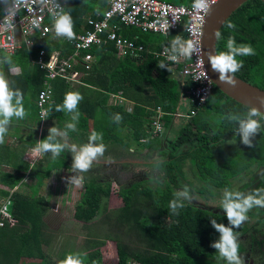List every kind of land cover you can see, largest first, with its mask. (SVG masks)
<instances>
[{
  "label": "trees",
  "instance_id": "16d2710c",
  "mask_svg": "<svg viewBox=\"0 0 264 264\" xmlns=\"http://www.w3.org/2000/svg\"><path fill=\"white\" fill-rule=\"evenodd\" d=\"M7 1L0 0V10ZM165 1L175 4L186 2ZM94 7L101 12L106 7V0H68L64 13L70 14L73 31L91 29L82 19L86 14L93 18ZM111 24L116 26L117 34L135 45L141 43L146 46L153 41L157 46L170 45L167 39L176 36L173 33L164 37L158 33L142 32L118 22L117 18H113ZM229 24L235 27L229 28ZM218 32L216 53L227 51L229 37H234L237 45L252 46L254 55L236 57L243 61V67L234 75L264 90V2L244 1L228 15ZM42 41L46 54L55 48L65 56L69 49L66 42ZM114 49L111 41H106L89 50L95 62L81 84H71L60 78L51 81L52 96L44 119L58 131L67 132V138L74 143L85 145L91 133L96 131L103 137L96 143L127 148L134 145L135 149L154 152V159L147 166L155 170L156 178L147 176L120 187L116 194L121 206L115 209L106 206L110 180L89 178L84 181L80 195L73 203L72 214L76 221L86 223L79 226L85 231L84 242L74 247L68 241L65 245L67 255L79 253L84 264H109L103 263L99 247L106 239H111L115 244V264H128L129 261L137 264H227L212 246L220 239L212 220L227 225V218L214 204L205 209L197 203L203 201L205 204L206 199L214 196L213 191L219 189L245 195L264 189V115L255 117L261 128L254 137H250L253 147L244 144L227 152L224 147L227 140L233 138L242 142L236 131L238 123L229 117H245L251 108L235 102L213 86L204 104L193 115L186 116L188 109L180 113V99L183 92L186 95L188 82L179 75V78L170 76L171 68L170 72L167 68H159L157 64L161 61L169 66L164 58L137 51L135 58L127 55L120 59ZM35 52V49L31 50L30 56ZM28 56L27 51H21L18 73L5 71L10 89L22 93L26 112L23 119L13 116L10 123H18L19 119L31 125L39 123L36 94L41 87L43 71L31 65ZM0 57H3L1 53ZM5 68L6 63H0V70ZM68 92H78L83 97L77 105L79 115L75 121L72 116L76 112L56 111L58 105L63 106ZM110 94L115 95L113 103L106 101ZM121 101L130 102V109L126 110ZM188 105L192 107L191 102ZM156 108L161 112L158 118L161 130L170 127L173 115L180 113L178 134L173 140L162 137L161 130L153 132L151 123L155 120ZM117 114L122 117L119 122L115 120ZM68 124H75L76 130L68 129ZM28 131L26 144L30 147H37L48 136L42 133L36 137L32 127H28ZM200 138H204V142H199ZM56 140L65 144L58 136ZM21 151L7 143L0 144V166L7 165V171H0V184L13 188L26 170L28 176L35 180L25 195L16 190H0V195H8L5 210L15 219L11 226L7 223L0 226V264H51L42 250L47 237L41 218L48 207L36 192L42 178L51 171L72 170V158L66 146L56 158L51 152L42 153L30 166L27 162L16 161L21 158ZM185 168L191 171L190 177L184 172ZM245 174H249L247 179L234 185L233 181L239 182ZM150 179L155 180L153 186L143 182ZM185 186L187 194H191V201L180 196ZM223 195L215 196L216 204L220 203ZM173 200L183 204L176 213L170 208ZM247 217L233 231L237 237H244L250 244L255 243L257 253L264 259V248H261L264 243V207L253 206ZM237 243L240 252L244 248L241 242Z\"/></svg>",
  "mask_w": 264,
  "mask_h": 264
},
{
  "label": "built area",
  "instance_id": "2783aa9c",
  "mask_svg": "<svg viewBox=\"0 0 264 264\" xmlns=\"http://www.w3.org/2000/svg\"><path fill=\"white\" fill-rule=\"evenodd\" d=\"M106 1L107 6L101 12L95 13L93 18L89 15L83 17L84 22L91 26V29L82 32L73 31L75 34L73 39L57 36L54 30V21L59 14L64 13L68 0H24L22 4H17V0H8L0 10V53L3 56L0 57V63H6V68L0 70V73L5 75V71L9 74L19 72L22 50L27 51L29 63L43 71L41 87L36 94L38 124L45 120L46 106L51 101V81L60 78L71 84H81L82 78L88 74L94 62L89 52L93 46L111 41L116 55L121 58L127 55L135 58L137 51L141 52V46L116 33V26L111 24L113 18L142 32L158 33L163 36L173 33L176 35L175 38L179 36L185 41H193L196 51L191 58L179 56L175 62L167 59L165 49L170 45L160 44L147 51L148 54L164 58L172 71L188 82L185 91L188 113L185 115H193L204 104L213 87L208 75L206 79L197 80L205 73L201 60L200 39L206 12L194 10L193 0L186 4H175L165 0ZM216 1L208 0L210 6ZM5 17L12 19L14 24L12 29L4 26ZM173 18H175L174 23ZM163 20L169 22L170 27L167 30L162 26ZM42 39L47 40V43L66 42L69 49L65 56L60 55L59 50L55 48L46 54ZM33 49L36 52L30 56L29 52ZM7 57L11 58V64ZM177 65L180 67L177 68ZM188 102L192 103V107H189ZM160 114L161 112L156 108V117L151 123L154 133L161 130V123L158 121ZM176 114L180 115L177 112ZM6 203L2 202L0 205L1 218L8 216L5 210ZM9 221L11 222L10 219Z\"/></svg>",
  "mask_w": 264,
  "mask_h": 264
},
{
  "label": "clouds",
  "instance_id": "9594fccd",
  "mask_svg": "<svg viewBox=\"0 0 264 264\" xmlns=\"http://www.w3.org/2000/svg\"><path fill=\"white\" fill-rule=\"evenodd\" d=\"M22 3H24V0H17V4ZM192 8L196 11L207 12L210 11V4L208 0H193ZM172 22H175V18H173ZM3 24L8 29L14 27L13 21L9 17H5ZM162 26L165 27V30L170 27L167 20H163ZM228 27L234 28L235 25L229 24ZM54 30L57 36H65L68 39L74 38L75 34L73 32L72 19L69 13H62L57 16L54 21ZM215 35L218 38L220 34L219 32H216ZM165 51L167 53V59L175 62L179 56L191 58L196 51V48L193 41H185L177 36L170 42V47L166 48ZM250 55H254V49L251 45H237L235 38L229 37L227 41V51L214 54L210 53L208 55V60L211 69L218 73L219 81L231 87H235L237 81L234 74L243 67V61H238L236 57ZM6 59L10 64L12 63L10 57H7ZM157 66L161 69L167 68L169 72L171 71L170 67L163 61L159 62ZM206 78L207 72L203 74L202 78L198 77L197 80ZM81 99H83V97L78 92H68L65 96L63 106L58 105L56 111L67 110L68 112H76L77 105ZM13 101L15 102L13 103ZM260 104L264 105V98L260 99ZM25 115L26 112L23 107L22 93L19 90H11L5 76L3 73H0V144L4 143L7 126L9 125L11 118L15 116L23 119ZM78 115L79 113L76 112V114L72 116V119L74 121L77 120ZM259 116H261L260 110L257 107H251L245 117H238L235 115L229 117L238 123L239 127L236 131L239 134L242 143L249 147H253L250 137H254L261 128L259 120L255 119V117ZM121 119L122 117L119 114L115 116L117 122ZM67 127L72 131L76 130L75 124H68ZM57 136L66 137L67 132H60L55 127L50 128L48 136L38 143L35 151L38 154L51 152L53 158L59 156L67 145L59 143L56 140ZM102 139L103 137L101 134L93 131L87 144L79 148L74 145L71 146L70 151L74 153L71 164L73 172H87L91 168L93 161L104 155L105 145L102 142L96 143L97 141H102ZM68 179L69 183H75L77 185L82 182V177L71 176ZM186 190L187 186H185L184 198L191 199V197L187 195ZM213 203L215 204V202ZM215 206L223 210L228 224H221L217 223L214 219L212 220L213 227H215L220 233V239L214 242L212 246L219 252V255L227 261V264H244V261L239 255L237 236L233 229L239 228L240 225L248 219L247 212L253 208V206L264 207V189H256L254 194L249 193L247 195L238 191L232 192L226 189L223 199L220 200L219 204H215ZM181 207H183V204L178 202V200L170 202V208L174 213H176L177 209ZM6 213L8 216L3 218L0 217V226L4 223L11 226L15 222V219L12 218L7 211ZM61 264H84V261L79 253H70L65 257Z\"/></svg>",
  "mask_w": 264,
  "mask_h": 264
},
{
  "label": "rangeland",
  "instance_id": "374dc122",
  "mask_svg": "<svg viewBox=\"0 0 264 264\" xmlns=\"http://www.w3.org/2000/svg\"><path fill=\"white\" fill-rule=\"evenodd\" d=\"M170 76H174L179 78L177 73L172 72ZM183 92V89H182ZM186 95L184 92L181 95L182 102L180 103L182 106L180 113H183L184 110L187 108L185 105L184 99ZM114 96L108 95L107 102L113 103L114 102ZM122 105L126 110L130 109L131 103L126 101H121ZM179 115L174 114L173 115V123H171L170 127L168 128H162L161 135L162 137H165L166 139L173 140L178 132L176 130L179 128L178 119ZM15 123V121H13ZM18 125H22L20 127V132H17V134H28V130L25 127H32L36 131V137L39 136V134L48 135L49 129L52 128L51 122H47L44 120L40 124H29L26 122H23L22 120H17ZM10 132H13L9 126H7V132L4 137V143H7L10 146H13L11 144L14 142L15 138L9 134ZM12 137V138H11ZM59 140H62L65 142V144L68 147L69 151V157L72 158L74 153L70 151L71 146H76L77 148L83 146V144L80 143H74L73 141L69 140L66 137L58 136ZM10 142V143H9ZM89 142L87 140L86 144ZM199 142H204V138H200ZM15 143V142H14ZM244 144L236 139H229L224 144L225 149L227 152H230L232 149L242 147ZM134 146V145H133ZM131 145L130 148H127L125 146H119V145H105V152L102 157H99L97 160H94L92 163L91 168L87 172H73L72 170L67 171L66 169H60L56 171V174H51L50 177H43L41 181V185H38L36 194L38 196H41L43 198V202L47 205V210L45 214L42 216V229L44 230L45 237H47V242L42 244V250L45 253V259L51 264H61V262L64 260V257L67 255V248L64 245V243H67L68 241H71L74 243L73 238L76 240L75 245L83 244L84 239L82 238L85 231L82 230L79 226L85 225L86 223L76 221L73 219V203L80 195L79 192L82 189V184L84 181L88 180L89 178H94L96 180H110L109 184V195L107 198L106 206L110 209H115L119 206H121V201L118 195L116 194V191L120 187L127 186L129 183L136 181V180H142L145 179L147 176H152L153 178H156V175L154 174L155 170L153 168H150V166H147L149 162H152L154 159L155 153L153 152L148 153L145 149L139 148L135 149ZM35 149L30 150L29 153L31 155L25 156L24 158L28 160L29 162H34V160L41 156V154H38ZM32 158V160L30 158ZM7 165H1L0 171H7ZM184 172L188 174L189 176V168H185ZM249 174L243 175L242 180L233 181L234 185L237 186V184H242L248 177ZM71 176H77L82 177L81 184L77 185L75 183H69V177ZM33 179L29 177L28 175H23L22 178H20L19 182L13 187L8 189V187L0 184V190H8V192H12L13 190H16L19 192V194H27L29 190V186L31 184H34ZM146 185L153 186L155 184L154 179L143 181ZM213 190V188H212ZM181 192V191H180ZM225 192L224 189H219V191H213L212 197L209 199H206V203L203 204L202 202H198L197 205H200V208L207 209L211 205H213V202H217L215 196H219ZM185 191L182 190L180 193L181 198H184ZM189 197L191 194H187ZM188 201H191V199H186ZM1 202H7L8 203V195L2 196L0 195V203ZM215 202V204H216ZM214 204V205H215ZM211 208V207H210ZM209 209V208H208ZM211 210V209H210ZM88 224V223H87ZM91 225V224H90ZM89 227V225H87ZM93 228V227H92ZM81 239H78L80 238ZM237 242H241V246H243V250L239 252V255L241 259L244 261V264H264V259H262V256L260 253H257L256 245L255 243H248L244 237L240 238L237 237ZM261 248H264V243L262 244ZM99 251L101 254V259L103 260V263H109V264H115L116 263V251H115V244L114 241L111 239H106L105 242H103L102 245L99 247ZM35 260V259H34ZM30 261V260H29ZM128 264H137L134 261H129Z\"/></svg>",
  "mask_w": 264,
  "mask_h": 264
},
{
  "label": "water",
  "instance_id": "95a60500",
  "mask_svg": "<svg viewBox=\"0 0 264 264\" xmlns=\"http://www.w3.org/2000/svg\"><path fill=\"white\" fill-rule=\"evenodd\" d=\"M246 0H217L210 6V11H207L205 14V18L202 24V31H201V39H200V46H201V60L202 65L207 72L212 84L223 94L227 97L231 98L237 103H240L244 106L249 108L257 107L261 114L264 115V105L260 104V99L264 98V90H261L243 80L235 77L237 83L235 87H231L227 84L221 83L218 79V73L214 72L211 69L208 55L210 53H216L215 50V42H216V35L215 33L218 32L220 26L224 22V20L228 17V15L236 9L241 3ZM264 2V0H260ZM226 11L225 15L222 17L220 21H218V16L223 12ZM242 82L246 86H242L239 82Z\"/></svg>",
  "mask_w": 264,
  "mask_h": 264
},
{
  "label": "crops",
  "instance_id": "0c3cea01",
  "mask_svg": "<svg viewBox=\"0 0 264 264\" xmlns=\"http://www.w3.org/2000/svg\"><path fill=\"white\" fill-rule=\"evenodd\" d=\"M190 0H186V2H184V3H180V4H186V3H188ZM106 6H107V1H106ZM102 11V10H101ZM93 12H94V14L95 13H99L100 11H98V10H96V7H94V10H93ZM87 15V14H86ZM83 20V19H82ZM84 21V20H83ZM84 24V23H83ZM82 26V25H81ZM168 36V35H167ZM164 37H166V36H164ZM172 38H170V39H167V42L168 43H170L169 41H172L173 39H175V37L171 40ZM112 43V42H111ZM112 45H113V43H112ZM139 46H141L142 47V50H141V52L142 53H144L145 55L146 54H148V50L149 49H151V48H153V47H155V46H157V44H156V41H153L152 43H150V44H147L146 46H144V45H142L141 43H139L138 44ZM113 48H115L114 47V45H113ZM115 50V49H114ZM115 55H116V53H115ZM152 55V54H151ZM152 56H154V55H152ZM118 57V56H117ZM154 57H159V56H154ZM120 59H123V58H121V57H119ZM95 62V61H94ZM94 62H93V64H94ZM92 64V65H93ZM92 67V66H91ZM90 70H91V68H90ZM89 70V71H90ZM89 73V72H88ZM113 94H111V96H112ZM114 98H115V96H114ZM180 101L182 102V99H180ZM47 122H49V121H47ZM10 124H12V125H8L10 128H11V130L13 131V132H10L9 131V134H14V136L13 135H11L12 137H14L15 139V143L14 142H12L11 144H13V146H15V147H17V150L20 152V150H22L21 152V158L20 159H17L16 161H24V162H27L30 166L33 164V163H35L39 158H40V156L39 157H37L35 160H34V162L32 163V162H29L28 160H26L24 157L25 156H29V155H31L30 153H29V149L30 150H32V149H35L36 147H30V146H27V144H26V136H27V133H25L24 134V136H23V134H17V132H20V127H22V125H18L17 123H10ZM14 128H17L16 130L14 129ZM25 128H27V130H28V127H25ZM11 137V138H12ZM18 137H20V138H18ZM10 143V142H9ZM23 147V148H22ZM29 155H28V154ZM31 157H33V154L31 155ZM28 158H30V157H28ZM31 160H32V158H30ZM60 170V169H59ZM56 171H58V170H53V171H51L48 175H46L47 177H50V175L51 174H56L57 172ZM24 176L25 175H28L27 174V170L26 171H24V174H23ZM30 189V188H29ZM28 192H29V190H28ZM7 205V204H6ZM83 236V235H82ZM82 238H84V237H82ZM78 239H81V237L80 238H78ZM73 240H74V243L73 242H68V243H72L73 244V246L74 247H78V245H75V239L73 238ZM67 243V244H68ZM64 245H66V243H64Z\"/></svg>",
  "mask_w": 264,
  "mask_h": 264
},
{
  "label": "bare ground",
  "instance_id": "6f19581e",
  "mask_svg": "<svg viewBox=\"0 0 264 264\" xmlns=\"http://www.w3.org/2000/svg\"><path fill=\"white\" fill-rule=\"evenodd\" d=\"M226 11L224 10L219 16H218V21H220L222 19V17L225 15ZM239 82V81H238ZM240 85L242 86H246L245 84H243L242 82H239Z\"/></svg>",
  "mask_w": 264,
  "mask_h": 264
}]
</instances>
